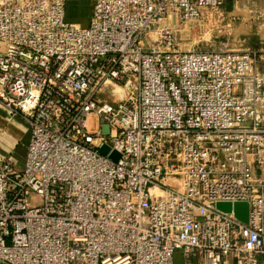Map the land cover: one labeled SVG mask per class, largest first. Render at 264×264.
<instances>
[{
    "label": "built area",
    "instance_id": "obj_1",
    "mask_svg": "<svg viewBox=\"0 0 264 264\" xmlns=\"http://www.w3.org/2000/svg\"><path fill=\"white\" fill-rule=\"evenodd\" d=\"M229 1L92 0L83 28L0 0V105L31 128L23 170L0 154V264H264V59L179 48Z\"/></svg>",
    "mask_w": 264,
    "mask_h": 264
},
{
    "label": "rangeland",
    "instance_id": "obj_2",
    "mask_svg": "<svg viewBox=\"0 0 264 264\" xmlns=\"http://www.w3.org/2000/svg\"><path fill=\"white\" fill-rule=\"evenodd\" d=\"M238 1L240 4L237 6ZM247 1L230 0L227 7L220 11L222 16H218L219 18L215 16L212 21L204 20L183 27L179 34V48L185 51H248L264 59V19L260 16L261 10L248 8ZM259 4L262 6L263 2L259 0ZM80 12V9H74L71 10V15L77 17ZM259 65L264 74V60ZM122 92V96L116 97L118 101L125 100L126 92ZM114 99L115 97L112 100ZM91 128L97 131L95 121H91ZM31 202L34 204L36 197Z\"/></svg>",
    "mask_w": 264,
    "mask_h": 264
},
{
    "label": "crops",
    "instance_id": "obj_3",
    "mask_svg": "<svg viewBox=\"0 0 264 264\" xmlns=\"http://www.w3.org/2000/svg\"><path fill=\"white\" fill-rule=\"evenodd\" d=\"M261 1L263 2L262 6L259 4V0H253L252 2L248 0V8H254V11L261 10L262 12L264 10V0ZM238 4H240V1L237 2V6ZM237 6L234 8L236 9ZM74 9H80L81 11L80 15L77 17L71 15V10ZM92 13V0H68L66 12L67 22L80 25L83 28H88ZM30 140V126L20 117H10L6 110L0 105V154L8 157L18 169L23 170L27 160ZM257 173L260 172L257 171ZM262 174L264 176V169ZM175 264H187L181 252H176ZM191 264H199L198 259L192 257Z\"/></svg>",
    "mask_w": 264,
    "mask_h": 264
},
{
    "label": "water",
    "instance_id": "obj_4",
    "mask_svg": "<svg viewBox=\"0 0 264 264\" xmlns=\"http://www.w3.org/2000/svg\"><path fill=\"white\" fill-rule=\"evenodd\" d=\"M110 147L109 146H104L102 149H100V153L103 156H107L110 153ZM111 158L118 162L121 158V156L117 153L114 152L111 155ZM218 210L225 212V213H232L234 212L235 216L237 217V219L248 225L250 222V206L248 203L246 202H239L236 204H231V203H219L217 205Z\"/></svg>",
    "mask_w": 264,
    "mask_h": 264
},
{
    "label": "bare ground",
    "instance_id": "obj_5",
    "mask_svg": "<svg viewBox=\"0 0 264 264\" xmlns=\"http://www.w3.org/2000/svg\"><path fill=\"white\" fill-rule=\"evenodd\" d=\"M104 91H111L114 95H115V99L117 97V95L122 96L123 95V90L120 89V87L115 86L114 84L108 82L105 87H104ZM117 100V99H116ZM118 101V100H117ZM120 101V100H119Z\"/></svg>",
    "mask_w": 264,
    "mask_h": 264
}]
</instances>
